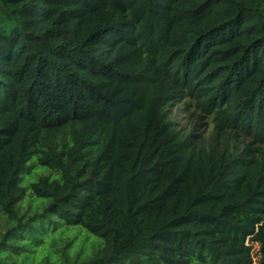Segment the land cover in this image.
I'll use <instances>...</instances> for the list:
<instances>
[{
  "label": "trees",
  "instance_id": "1",
  "mask_svg": "<svg viewBox=\"0 0 264 264\" xmlns=\"http://www.w3.org/2000/svg\"><path fill=\"white\" fill-rule=\"evenodd\" d=\"M227 130L264 146V0H0V264H264Z\"/></svg>",
  "mask_w": 264,
  "mask_h": 264
},
{
  "label": "rangeland",
  "instance_id": "2",
  "mask_svg": "<svg viewBox=\"0 0 264 264\" xmlns=\"http://www.w3.org/2000/svg\"><path fill=\"white\" fill-rule=\"evenodd\" d=\"M165 112L168 119L176 123L178 129L185 133L193 132L203 138L207 145L211 144L214 136V117L203 113L193 99L184 96L180 100L173 101L165 107ZM217 145L220 151L226 154L253 156L264 163V146L256 144L251 136L242 132L227 130L223 138L217 141Z\"/></svg>",
  "mask_w": 264,
  "mask_h": 264
}]
</instances>
